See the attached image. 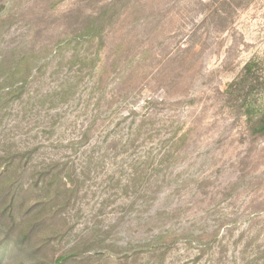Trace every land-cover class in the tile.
Returning a JSON list of instances; mask_svg holds the SVG:
<instances>
[{
	"label": "rangeland",
	"instance_id": "1",
	"mask_svg": "<svg viewBox=\"0 0 264 264\" xmlns=\"http://www.w3.org/2000/svg\"><path fill=\"white\" fill-rule=\"evenodd\" d=\"M244 96L264 0H0L2 264H264Z\"/></svg>",
	"mask_w": 264,
	"mask_h": 264
},
{
	"label": "trees",
	"instance_id": "2",
	"mask_svg": "<svg viewBox=\"0 0 264 264\" xmlns=\"http://www.w3.org/2000/svg\"><path fill=\"white\" fill-rule=\"evenodd\" d=\"M256 63L257 62L255 60L248 61L243 68L241 76L238 78V80L229 85V87L227 88L228 91H231V93L233 94L237 93L241 95L243 91L250 93L253 90H256L258 88V85L260 84V80L257 75ZM242 102V106L246 108L245 115L247 116V123L249 125V128L254 134L264 136V107H257V105L253 102H248L246 96H244ZM4 202V195L0 196V204H3ZM3 211L4 208L1 209L0 214H2ZM12 221L13 223L16 222V218L12 217ZM10 230L12 232L13 228L10 227ZM25 238L26 237L21 238V236L17 238L15 240V247L17 246L22 249L23 247L21 246V244L23 243V240H25ZM6 240H4V243H7ZM67 259L68 256H61L56 260L55 264H62V262ZM0 264H2L1 260Z\"/></svg>",
	"mask_w": 264,
	"mask_h": 264
}]
</instances>
